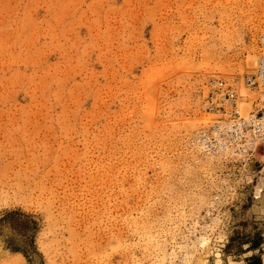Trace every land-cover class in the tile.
I'll list each match as a JSON object with an SVG mask.
<instances>
[{
  "label": "rangeland",
  "instance_id": "rangeland-1",
  "mask_svg": "<svg viewBox=\"0 0 264 264\" xmlns=\"http://www.w3.org/2000/svg\"><path fill=\"white\" fill-rule=\"evenodd\" d=\"M263 34L264 0H0V264H264V146L196 144Z\"/></svg>",
  "mask_w": 264,
  "mask_h": 264
},
{
  "label": "built area",
  "instance_id": "built-area-1",
  "mask_svg": "<svg viewBox=\"0 0 264 264\" xmlns=\"http://www.w3.org/2000/svg\"><path fill=\"white\" fill-rule=\"evenodd\" d=\"M258 49L255 72L245 79L246 87L256 96L247 116L242 113L241 96L231 85L224 81L212 84L217 89L209 111L221 116L198 133L196 144L206 159L244 155L264 146V34L259 37Z\"/></svg>",
  "mask_w": 264,
  "mask_h": 264
},
{
  "label": "trees",
  "instance_id": "trees-1",
  "mask_svg": "<svg viewBox=\"0 0 264 264\" xmlns=\"http://www.w3.org/2000/svg\"><path fill=\"white\" fill-rule=\"evenodd\" d=\"M0 222H2V220ZM16 252L23 253L27 257L26 253L24 251L20 250V249H17ZM248 264H262V262H261V259L260 258L254 257V258H251L248 261Z\"/></svg>",
  "mask_w": 264,
  "mask_h": 264
}]
</instances>
